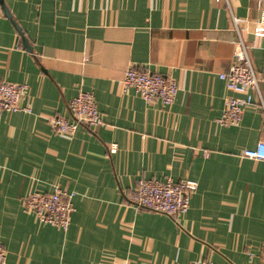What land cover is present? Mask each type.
<instances>
[{"label": "crops", "instance_id": "obj_1", "mask_svg": "<svg viewBox=\"0 0 264 264\" xmlns=\"http://www.w3.org/2000/svg\"><path fill=\"white\" fill-rule=\"evenodd\" d=\"M264 0H0V83L28 87V111L0 115V245L6 264H261L264 142L254 104L220 126L233 62V17L255 72ZM172 77L169 107L123 91L127 67ZM264 97V82L260 84ZM93 94L103 124L56 135L69 102ZM116 144L115 152H109ZM194 181L176 217L136 208L141 180ZM73 194L62 231L23 212L31 192Z\"/></svg>", "mask_w": 264, "mask_h": 264}, {"label": "built area", "instance_id": "obj_2", "mask_svg": "<svg viewBox=\"0 0 264 264\" xmlns=\"http://www.w3.org/2000/svg\"><path fill=\"white\" fill-rule=\"evenodd\" d=\"M235 39L233 41V62L228 71L219 74L227 91L238 96H226L221 114L215 119L220 126H238L245 110L256 105L264 116V97L260 84L264 76L258 75L250 61L248 47L241 37L239 21L233 17ZM252 35L258 47L264 43V15L254 22ZM123 91L132 89L145 103L158 101L162 106L169 107L178 92L176 81L169 76L148 71H140L129 66L121 79ZM28 87L24 84L0 83V115L18 111H28L24 103L27 100ZM71 121L62 117L51 120L53 133L56 135L73 134L81 125L98 127L103 124L92 93L79 91L68 104ZM111 144L109 152L116 150ZM245 157L264 161V142H259L253 149L243 152ZM194 181L184 180L173 182L141 180L129 193L128 202L136 208L162 213L176 217L189 208L192 194L196 191ZM23 212L33 214L41 224H48L62 231L70 225L74 212L73 194L55 189L52 193L31 192L22 201ZM259 261L264 264V246L261 248ZM0 264H6V252L0 245ZM192 264H212L209 260L198 259Z\"/></svg>", "mask_w": 264, "mask_h": 264}]
</instances>
